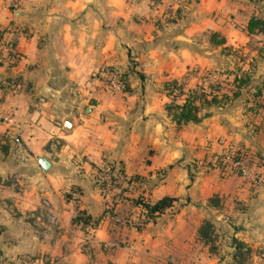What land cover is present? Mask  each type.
<instances>
[{
	"label": "crops",
	"instance_id": "1",
	"mask_svg": "<svg viewBox=\"0 0 264 264\" xmlns=\"http://www.w3.org/2000/svg\"><path fill=\"white\" fill-rule=\"evenodd\" d=\"M257 2L264 1L19 0L13 8L0 0V30L20 54L11 66L0 63V264H200L195 258L209 252L197 229L226 211L232 235L264 243V187L190 168L228 143L264 155L263 112H246L245 91L178 124L164 88L168 79L201 82L190 70L216 66L230 32L260 35L264 45L262 34L245 29ZM214 31L222 45L210 41ZM129 64L128 90L90 76ZM108 162L142 177L127 195L177 200L141 229L104 217L84 231L72 218L103 210L108 196L95 179ZM116 204L121 213L131 208L128 199Z\"/></svg>",
	"mask_w": 264,
	"mask_h": 264
},
{
	"label": "trees",
	"instance_id": "2",
	"mask_svg": "<svg viewBox=\"0 0 264 264\" xmlns=\"http://www.w3.org/2000/svg\"><path fill=\"white\" fill-rule=\"evenodd\" d=\"M158 1V0H155ZM264 1V0H254ZM178 10L176 8L175 12ZM169 11V10H168ZM245 29L248 33H260L264 38V10L253 13L247 19ZM4 30H0V35L3 36ZM210 41L214 44L222 45L225 42V37L217 32L210 33ZM232 45H223L221 51L231 50ZM19 57L12 55L8 56L0 49V63L7 66H11L18 61ZM128 69L122 68L120 65H105L101 69L97 70L98 75L105 73L103 81L106 80L110 75L116 77L119 81V86L123 90L131 88L129 82V73L132 71V65ZM229 74L225 73L224 78L227 80ZM229 83L232 88H225L220 84H213L209 82H195L192 86L184 88V82L180 79H168L164 82V88L166 89L170 99L165 103V109L170 117L176 123L193 121L197 122L202 117L209 115L208 110L211 106H223L231 103L238 97H242L244 92H248L250 96L244 98L245 110L252 114L263 112L264 117V77H255L251 69L241 68L238 72L231 75ZM179 96V98L177 97ZM261 102V103H260ZM201 108L205 109L204 112L200 113ZM225 152H231L238 158H258L260 164L264 166V155L259 149L251 148L246 145L240 144H228L219 150L216 155V160L212 164L219 165L222 168L221 157ZM104 170V171H103ZM107 171V172H105ZM98 177L95 179V184L102 189L106 181L104 175H107L110 182L111 188L108 191L109 201H116L118 198L122 201L128 199L132 207H138V209H129L127 212L122 213L121 217L124 221L115 220L113 216V206L107 205L103 208L100 214L92 215L85 209H79L76 215L72 218L74 222L80 224L81 228L86 231L87 227H95L99 224L102 218L107 217L109 222L118 226H128L135 229L143 228L148 222L155 221L158 216L164 213L168 208L174 205L177 197L171 195H163L156 200H151L143 194L135 196H129L125 190L129 189L135 181H142V177L139 174H127L122 165H115L112 163L106 164L98 170ZM240 174V173H239ZM192 173L190 172V179ZM67 193L66 196H70ZM216 200L215 198H211ZM215 203V201H214ZM112 215V216H111ZM198 236L204 245L207 246L209 254L215 253L217 250L216 244V232L215 224L212 219L205 218L200 223L197 229ZM231 247L233 248L232 258L236 264H243L248 254L251 253V246L244 240L232 235ZM260 254L264 256V250L260 251Z\"/></svg>",
	"mask_w": 264,
	"mask_h": 264
},
{
	"label": "rangeland",
	"instance_id": "3",
	"mask_svg": "<svg viewBox=\"0 0 264 264\" xmlns=\"http://www.w3.org/2000/svg\"><path fill=\"white\" fill-rule=\"evenodd\" d=\"M169 1V0H167ZM166 0H158L153 2L155 4H160L166 2ZM176 2H173L174 4ZM258 4L254 5V9L256 8L258 11L264 10V2H257ZM170 4V3H169ZM171 6V4H170ZM256 6V7H255ZM15 8L14 6H12ZM18 7V6H17ZM209 36V33H204L203 34V40ZM229 40L232 44V49L231 50H216L215 54H217L220 57L219 62L216 64L214 67H208V68H203V69H195L192 68L193 70L192 73L194 72L198 74L199 78L201 79V82H209L213 84H220L223 85L225 88H232L230 86L231 84L229 81H226L224 78L225 73L232 75L235 72H238L241 68H248L251 69L254 75H258L260 72H264V45L261 43V38L260 35L252 34V35H247V36H240V34L235 33V32H230ZM205 37V38H204ZM130 66V65H129ZM122 68L128 69L129 67H123ZM99 73L95 71L94 74H91V77L99 78V80L106 85L107 83L103 82V75H98ZM264 75V74H263ZM137 76V75H136ZM134 78L129 77V82L132 83ZM190 77L182 79L184 82V88L187 87V83L191 82L194 84L195 81H190ZM228 84H230L228 86ZM107 86V85H106ZM108 87V86H107ZM110 88V87H108ZM122 89L121 87H119ZM179 98V96H177ZM263 103L264 100H261ZM260 102V103H261ZM244 106V105H243ZM205 109L201 108V112H204ZM247 112V111H246ZM248 118V115H247ZM229 144V143H228ZM228 144H224V148L228 146ZM249 147V146H248ZM253 149V148H252ZM219 151H216L211 159L203 158L202 162L199 163L198 160L202 157V155L199 157V159L191 160L190 162L192 163L190 168L192 170H195V168L199 165L201 167H208V168H216L218 172L222 176H230V175H237L242 177L245 181L251 184L252 187L258 188L259 192H263L262 188L264 187V166L263 164H260V160L258 158H254L256 160L255 163H257V166H260L262 172L260 174L261 179L257 182L250 181L249 179L245 178L238 172H229V173H223L222 169L219 165H212L215 160H216V155ZM207 159V160H206ZM110 162H108L109 164ZM119 166V164H117ZM259 168V169H260ZM104 171V170H103ZM107 172V171H105ZM105 179V178H104ZM260 188V189H259ZM102 196L104 197L105 195L102 193L103 191L100 189ZM257 191V192H258ZM107 196V195H106ZM216 200H212V202L215 201L218 202L220 200L219 197L215 196L213 197ZM120 200V199H119ZM120 201H109L108 199H105L104 202V207L109 205L111 206L112 203H114L113 206V216H115V220L118 221V217L120 218L121 212L118 211L117 209V204ZM112 216V215H111ZM233 216L231 213L226 211L221 216V219L217 220L215 224V232H216V244H217V250L215 253H210L209 255H204L202 258L197 257L195 260L200 261V264H236L234 259L232 258V252L233 248L231 247V240H232V234L234 233L232 225H229V220L232 219ZM120 220V219H119ZM252 248V251L248 256L246 257L245 261L243 264H264V256L260 254L261 250H264V243L263 242H255V241H246ZM107 246H109V243H106ZM209 252V251H208ZM22 259L17 258V261L21 264L22 262L20 261ZM177 261V258H174L171 260V262ZM184 263V262H183ZM15 264V263H14ZM23 264V263H22ZM186 264L188 262L186 261Z\"/></svg>",
	"mask_w": 264,
	"mask_h": 264
},
{
	"label": "built area",
	"instance_id": "4",
	"mask_svg": "<svg viewBox=\"0 0 264 264\" xmlns=\"http://www.w3.org/2000/svg\"><path fill=\"white\" fill-rule=\"evenodd\" d=\"M19 0H10V5L14 6L15 8L18 6ZM0 49L2 52L8 56L15 55L17 57H20L19 52L11 45H9L6 41L5 36L0 35ZM105 73L102 72V75ZM103 82L107 83L106 85L110 88H118L119 81L114 76H109L106 80ZM7 115V116H6ZM5 117L10 118L9 114H6ZM222 160V172L223 173H229V172H238L245 178L249 179L250 181L257 182L261 179V168L260 166H257L256 160L254 158H238L234 156L231 152H225L223 156L221 157ZM260 168V169H259ZM106 184L101 189L103 194L106 196L108 194L109 189L111 188V182L107 175H104ZM115 200H119L118 198H115ZM124 221V218L120 216L118 217V220Z\"/></svg>",
	"mask_w": 264,
	"mask_h": 264
},
{
	"label": "water",
	"instance_id": "5",
	"mask_svg": "<svg viewBox=\"0 0 264 264\" xmlns=\"http://www.w3.org/2000/svg\"><path fill=\"white\" fill-rule=\"evenodd\" d=\"M40 162H41L42 166L45 168L46 166L44 165V160L41 159Z\"/></svg>",
	"mask_w": 264,
	"mask_h": 264
}]
</instances>
